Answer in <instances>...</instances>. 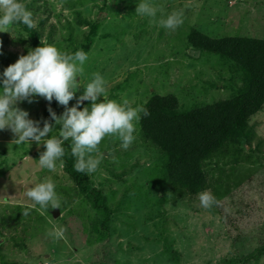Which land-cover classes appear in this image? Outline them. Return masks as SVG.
Wrapping results in <instances>:
<instances>
[{
  "label": "rangeland",
  "instance_id": "obj_1",
  "mask_svg": "<svg viewBox=\"0 0 264 264\" xmlns=\"http://www.w3.org/2000/svg\"><path fill=\"white\" fill-rule=\"evenodd\" d=\"M139 2L157 8V16L138 14ZM27 10L46 45L71 54L82 49L89 23L98 21L76 95L98 72L106 80L107 97L126 98L133 107H144L153 94L176 95L185 109L231 97L227 68L216 56L191 47L192 28L213 36L264 38V0H121L116 6L113 0H37ZM173 11L183 12L184 23L165 29L159 20ZM0 47L6 66L31 49L26 32L14 25L0 31ZM57 106L62 115L65 107ZM19 107L40 120L47 102L37 97ZM248 130L250 144L239 137L205 161L206 191L217 201L207 209L198 195L167 189L162 196L158 178L164 154L143 137L139 122L128 149L118 137H106L93 153L101 162L90 178L114 210L109 229L93 225L100 215L78 193L62 159L55 170L43 168L38 160L42 144L17 145L11 130H0V264H225L247 254L264 238V108L251 117ZM46 180L56 186L57 209L41 207L26 195ZM250 202L254 206L246 207ZM25 209H30L27 216ZM241 209L247 213L239 214ZM51 231L63 235L53 239ZM239 234L247 238L238 239ZM251 264H264V256Z\"/></svg>",
  "mask_w": 264,
  "mask_h": 264
},
{
  "label": "trees",
  "instance_id": "obj_2",
  "mask_svg": "<svg viewBox=\"0 0 264 264\" xmlns=\"http://www.w3.org/2000/svg\"><path fill=\"white\" fill-rule=\"evenodd\" d=\"M35 1L37 0L23 4L26 9H30L34 7ZM120 1L113 0V5H118ZM40 23H44V20ZM13 25L21 27L26 32L31 48L41 46L42 43L46 45L42 40V30L36 27L30 29L22 23ZM89 25L90 30L81 49L84 52L90 50L100 26L98 21H93ZM187 38L193 49L200 51L201 55L208 53L216 56L224 68H227L232 95L230 98L196 105L191 109L181 107L179 98L173 94H153L145 103L144 108L150 115L144 117L141 114L139 124L143 137L153 143L162 155L164 154L162 174L158 178L162 196H166L167 189L190 197L209 190L210 175L205 167V161L239 137H243V140L250 144L248 127L251 117L264 108V38L240 34L213 36L202 28H192ZM3 63L5 62L0 60V72L7 67ZM45 101L47 107L44 109V119H50L49 102L46 99ZM51 107L57 115L60 113L55 100L51 102ZM53 132L58 134L59 125L54 126ZM70 144L71 141L65 143V156L61 158L64 171L77 187L78 193L83 194L100 215L93 220V225L109 229L114 210L108 206L104 192L94 186L90 175L75 170L76 158L71 154ZM251 180L250 177L248 181ZM245 206L252 208L254 203L250 202ZM219 212L225 220L223 211ZM243 213L247 212L241 209L239 214ZM18 214L22 212L19 211ZM15 219L20 220L18 217ZM231 225L239 228L235 220L231 221ZM237 238L244 239L247 236L239 234ZM262 256L263 237L250 252L227 259L225 264H251ZM1 263L19 264L3 260Z\"/></svg>",
  "mask_w": 264,
  "mask_h": 264
},
{
  "label": "clouds",
  "instance_id": "obj_3",
  "mask_svg": "<svg viewBox=\"0 0 264 264\" xmlns=\"http://www.w3.org/2000/svg\"><path fill=\"white\" fill-rule=\"evenodd\" d=\"M157 11L148 2H139L136 9L138 14L150 18H155ZM15 23H22L30 29L35 27L32 13L20 0H0V31ZM183 23L182 11H173L159 20V24L169 30H175ZM42 45L29 49L26 55H20L16 62L0 72V130H11L17 145L33 141L37 147L42 144L44 151L38 160L40 166L48 170H55L56 162L65 156V143L71 141V154L76 158L75 170L90 175L100 165V159L93 153L98 151L101 142L106 137L116 136L121 146L128 149L135 139L141 114L147 117L150 113L143 106L133 107L126 98L121 101L109 99L106 80L98 72L77 97L84 78L87 53L77 50L71 54L55 45ZM78 77L82 79L78 81ZM37 97L49 102L50 119L34 120L29 111L19 107L20 103H32ZM73 99L76 102L69 107ZM53 100L65 107L62 115L52 109ZM85 101L90 103L85 105ZM56 125H59V132L53 134ZM49 133L52 134L50 137ZM55 187L51 180H46L36 184L26 195L41 207L51 204L55 209L60 206ZM198 198L206 209L217 203L215 196L208 191L200 192ZM29 211L25 209L23 216L29 215ZM48 235L56 239L63 232L51 231Z\"/></svg>",
  "mask_w": 264,
  "mask_h": 264
}]
</instances>
